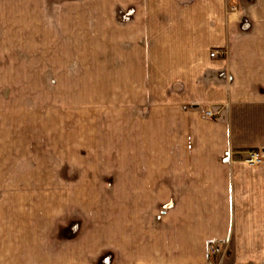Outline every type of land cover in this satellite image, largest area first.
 I'll use <instances>...</instances> for the list:
<instances>
[{"label": "crops", "instance_id": "crops-1", "mask_svg": "<svg viewBox=\"0 0 264 264\" xmlns=\"http://www.w3.org/2000/svg\"><path fill=\"white\" fill-rule=\"evenodd\" d=\"M9 8L24 29L98 30L55 43L115 45L117 77L148 109L133 117L122 194L142 212L101 236L100 264H202L210 242L230 244L224 264H264V161L241 159L264 151V0H0Z\"/></svg>", "mask_w": 264, "mask_h": 264}, {"label": "rangeland", "instance_id": "rangeland-1", "mask_svg": "<svg viewBox=\"0 0 264 264\" xmlns=\"http://www.w3.org/2000/svg\"><path fill=\"white\" fill-rule=\"evenodd\" d=\"M18 17L0 14V264H100L101 236L142 212L122 194L133 117L148 109L117 77L115 45L55 43L98 30L68 39ZM219 250L229 262L230 244Z\"/></svg>", "mask_w": 264, "mask_h": 264}, {"label": "built area", "instance_id": "built-area-1", "mask_svg": "<svg viewBox=\"0 0 264 264\" xmlns=\"http://www.w3.org/2000/svg\"><path fill=\"white\" fill-rule=\"evenodd\" d=\"M217 50H211L210 56L214 57L217 55ZM204 115L210 117L214 115V113L207 109L204 111ZM242 161L247 164H260L264 161V151L262 149H248L244 152V155L242 157ZM219 246L216 242H210L207 247V261L205 264H218L216 262L218 256H219Z\"/></svg>", "mask_w": 264, "mask_h": 264}]
</instances>
